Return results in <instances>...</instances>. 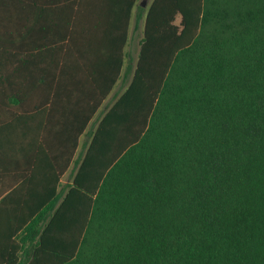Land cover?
<instances>
[{"label": "trees", "instance_id": "trees-1", "mask_svg": "<svg viewBox=\"0 0 264 264\" xmlns=\"http://www.w3.org/2000/svg\"><path fill=\"white\" fill-rule=\"evenodd\" d=\"M121 56L68 99L65 167ZM32 166L0 195V264H264V0H150L70 181Z\"/></svg>", "mask_w": 264, "mask_h": 264}, {"label": "crops", "instance_id": "crops-1", "mask_svg": "<svg viewBox=\"0 0 264 264\" xmlns=\"http://www.w3.org/2000/svg\"><path fill=\"white\" fill-rule=\"evenodd\" d=\"M149 2L134 0L129 12V0H0V195L33 163L48 176L60 170L58 187L70 181L82 133L65 167V131L75 124L68 99L79 83L110 81L119 51V74L102 101L123 91L128 82L113 90L127 51L138 49Z\"/></svg>", "mask_w": 264, "mask_h": 264}, {"label": "rangeland", "instance_id": "rangeland-1", "mask_svg": "<svg viewBox=\"0 0 264 264\" xmlns=\"http://www.w3.org/2000/svg\"><path fill=\"white\" fill-rule=\"evenodd\" d=\"M178 20V16L175 17V22H177ZM141 33L139 32L138 34V42L141 38ZM137 42V44H138ZM127 55L128 58L126 60V65H125V69H124V76L122 78V81L117 82L114 90L115 91L117 89V87L120 85H122V87L129 81L131 72H132V68L136 59V55H137V45L135 44L134 49L132 50H128L127 51ZM112 93L109 94L100 104V106L97 108L96 112L93 114V116L91 117L90 121L87 123L86 128L84 130V132L82 133L81 139H80V144L77 147V156L80 157L81 154L83 153L85 144L87 142L88 136H89V131L94 127L98 117L102 114V112L105 110V108H107L108 104H110L116 96H113ZM74 161H71V166L73 165ZM67 176L64 177V179L62 180V183H67Z\"/></svg>", "mask_w": 264, "mask_h": 264}, {"label": "water", "instance_id": "water-1", "mask_svg": "<svg viewBox=\"0 0 264 264\" xmlns=\"http://www.w3.org/2000/svg\"><path fill=\"white\" fill-rule=\"evenodd\" d=\"M141 4H144L143 2Z\"/></svg>", "mask_w": 264, "mask_h": 264}]
</instances>
